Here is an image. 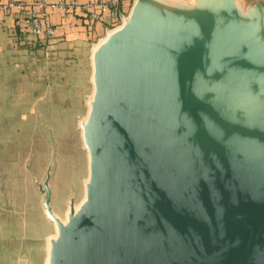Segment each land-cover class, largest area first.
Masks as SVG:
<instances>
[{
	"label": "water",
	"instance_id": "1",
	"mask_svg": "<svg viewBox=\"0 0 264 264\" xmlns=\"http://www.w3.org/2000/svg\"><path fill=\"white\" fill-rule=\"evenodd\" d=\"M82 199L0 264H264V0H134L90 52ZM2 230H0V233Z\"/></svg>",
	"mask_w": 264,
	"mask_h": 264
},
{
	"label": "rangeland",
	"instance_id": "2",
	"mask_svg": "<svg viewBox=\"0 0 264 264\" xmlns=\"http://www.w3.org/2000/svg\"><path fill=\"white\" fill-rule=\"evenodd\" d=\"M115 28L109 25L106 33ZM43 41H25L14 56L0 62V234L17 230L13 223L28 224L40 238L52 233L31 178L33 173L40 182L44 176L48 140L55 156L53 212L63 218L72 190L76 203L83 196L87 159L77 126L92 94L89 53Z\"/></svg>",
	"mask_w": 264,
	"mask_h": 264
},
{
	"label": "crops",
	"instance_id": "3",
	"mask_svg": "<svg viewBox=\"0 0 264 264\" xmlns=\"http://www.w3.org/2000/svg\"><path fill=\"white\" fill-rule=\"evenodd\" d=\"M3 2L23 1L26 9L32 8L34 0H2ZM51 3L70 0H51ZM76 1L79 9L74 12L65 13L62 9L47 7L45 13L55 29V36L46 44H56L59 46L68 45L81 49H87L90 57L91 48L95 41H99L106 34L108 29L106 20L89 23L84 19L83 6L95 0H72ZM22 15L16 13L0 12V62L15 55L22 48V43H44L43 40L32 38L22 30Z\"/></svg>",
	"mask_w": 264,
	"mask_h": 264
},
{
	"label": "built area",
	"instance_id": "4",
	"mask_svg": "<svg viewBox=\"0 0 264 264\" xmlns=\"http://www.w3.org/2000/svg\"><path fill=\"white\" fill-rule=\"evenodd\" d=\"M51 2V0H34L32 8L27 10V5L23 1L0 0V12L21 14L24 33L39 40H49L55 36V29L45 13L46 8H59L69 14L79 9L76 1ZM132 2L133 0H95L84 5L82 13L89 23L106 20L108 25L110 23L111 27L117 28L123 20H126Z\"/></svg>",
	"mask_w": 264,
	"mask_h": 264
},
{
	"label": "trees",
	"instance_id": "5",
	"mask_svg": "<svg viewBox=\"0 0 264 264\" xmlns=\"http://www.w3.org/2000/svg\"><path fill=\"white\" fill-rule=\"evenodd\" d=\"M109 25H110V27H111V24H110V23H109ZM109 25H108V26H109Z\"/></svg>",
	"mask_w": 264,
	"mask_h": 264
}]
</instances>
